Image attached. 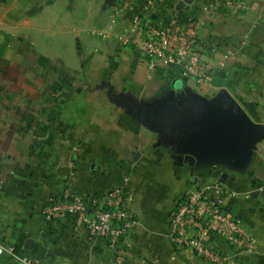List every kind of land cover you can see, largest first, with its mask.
I'll use <instances>...</instances> for the list:
<instances>
[{"label":"crops","instance_id":"1","mask_svg":"<svg viewBox=\"0 0 264 264\" xmlns=\"http://www.w3.org/2000/svg\"><path fill=\"white\" fill-rule=\"evenodd\" d=\"M180 1L157 0L151 16L195 22L208 77L180 79L182 88L207 101L226 90L261 126L241 161L192 163L178 134L134 116V106L163 103L175 79L124 43L119 0H0L2 244L39 264H117L70 218L45 226L43 208L64 188L100 194L128 176L124 197L138 224L119 246L124 264H212L173 248L168 214L185 191L221 180L253 191L228 208L254 248L229 252L227 264H264V0ZM0 264L13 263L2 255Z\"/></svg>","mask_w":264,"mask_h":264},{"label":"built area","instance_id":"2","mask_svg":"<svg viewBox=\"0 0 264 264\" xmlns=\"http://www.w3.org/2000/svg\"><path fill=\"white\" fill-rule=\"evenodd\" d=\"M157 0H124L116 14L127 13L129 25L124 43L147 60L150 69L165 68L170 75L197 77L201 84L206 68L199 64L195 50V22L175 12L165 24L151 16ZM129 177L124 176L112 189L100 194L82 195L64 188L51 195L43 208V223L52 225L70 218L89 239L99 238L115 252V262L124 264L119 246L138 219L125 201ZM0 182V192L2 190ZM257 190H262V186ZM253 191H239L215 180L185 191L168 214V239L176 250H189L212 264H227L229 252L252 251L253 239L239 228L228 206L247 200ZM13 264H39L11 245L0 242V256Z\"/></svg>","mask_w":264,"mask_h":264},{"label":"water","instance_id":"3","mask_svg":"<svg viewBox=\"0 0 264 264\" xmlns=\"http://www.w3.org/2000/svg\"><path fill=\"white\" fill-rule=\"evenodd\" d=\"M192 1L181 0L179 5ZM172 88L174 92L163 103L156 106L141 103L132 107L134 116L157 126L162 136L178 134L188 152L185 160L192 163L204 158L241 161L261 126L251 120L231 94L222 90L214 100L207 101L183 89L178 79L172 83ZM138 156L136 152L134 158Z\"/></svg>","mask_w":264,"mask_h":264},{"label":"rangeland","instance_id":"4","mask_svg":"<svg viewBox=\"0 0 264 264\" xmlns=\"http://www.w3.org/2000/svg\"><path fill=\"white\" fill-rule=\"evenodd\" d=\"M123 1H124V0H119V4H122ZM198 61H199V64H200V65H202L204 68H206L205 65H203V64L201 63L200 58L198 59ZM188 77H193V78L195 79V81H196V79H197V77L194 76V75H188V76H181V77H180L179 75H176V74H175V75L171 76V80H172V79H173V80H174V79H178V80H180V79H184V78H188ZM207 77H208V75H207V70H206V72H205V76H204V78H203L202 83H204V82L206 81ZM173 80H172V81H173ZM172 81H171V82H172ZM196 83H197V81H196ZM202 83H201V84H202ZM199 85H200V84H199Z\"/></svg>","mask_w":264,"mask_h":264},{"label":"trees","instance_id":"5","mask_svg":"<svg viewBox=\"0 0 264 264\" xmlns=\"http://www.w3.org/2000/svg\"><path fill=\"white\" fill-rule=\"evenodd\" d=\"M180 15H181V12H180ZM182 16V15H181Z\"/></svg>","mask_w":264,"mask_h":264}]
</instances>
